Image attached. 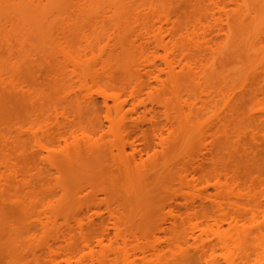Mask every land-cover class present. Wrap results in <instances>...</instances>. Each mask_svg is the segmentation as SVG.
<instances>
[{"label": "bare ground", "instance_id": "1", "mask_svg": "<svg viewBox=\"0 0 264 264\" xmlns=\"http://www.w3.org/2000/svg\"><path fill=\"white\" fill-rule=\"evenodd\" d=\"M186 2L190 12L196 14L192 24L185 25L167 12L162 0H45L39 31L47 42L35 51L40 58V69L36 73L43 74L44 85L53 89L57 100L62 102H47L42 87L19 93L38 111L34 114L40 116H32L35 120L28 122L26 129L18 120L0 127V195L4 200L22 204L28 225L33 223V231L68 228L66 236L70 243L66 238L63 241L66 246L54 245L56 250L60 249L57 254L52 243L48 242L50 246L45 241L42 249L47 252L39 248L41 242L38 246L30 244L24 264H61L62 258L65 264H216L213 251L216 244L226 249L231 245L239 248L238 239H224L210 229L207 222L214 215L243 214L248 211L247 206L226 199L231 188L237 187L231 183L232 177L227 171L216 176L206 172L207 169L216 171L214 163L220 153L215 139L230 130L231 120L239 115L240 104H244L239 101L244 98H250L254 105L259 104L258 109L252 103L247 105L253 107L251 109L255 107L257 112L261 110L258 116L251 114V124L259 122L251 136L254 144L264 145V91L258 89L261 83L264 85L261 63L264 0H255L256 3L251 0ZM231 6L243 15L244 23L251 21H248L252 26L247 33L243 32L244 26L241 27L244 23H236L238 16ZM4 31L0 30V36L5 39L8 36L2 33ZM215 34L218 38L220 34L224 36L220 38L225 40L221 49ZM241 36L247 41L245 66L250 72L238 87L233 77L237 72L233 75L228 69L219 74L216 66L222 63L221 57L230 56L231 44ZM77 41L81 44L77 45ZM228 66L226 61L223 68ZM115 71L123 75L119 84H114ZM250 77L254 79L255 88L251 86ZM105 80L111 85H103ZM217 81L220 86H216ZM96 97L102 99L101 110L107 125L101 123L90 130L79 128L76 122V116L80 115L79 104L93 106L97 103ZM51 104L55 107L58 104L61 114ZM49 108L56 114L53 122L45 116ZM72 111L75 117L71 116ZM186 134L199 139L197 142L201 144L195 150L185 146L180 154L171 157L169 152L174 144ZM134 136L136 140L131 141ZM234 138L229 135V143ZM30 140L35 149L27 159L24 154ZM184 142L187 145L186 140ZM82 148L94 154L108 150L106 154L111 161L103 157V152L101 156L111 167L124 172L147 166V160L156 162L158 152L168 158L161 168L166 173L175 172L176 180L168 187L166 196L155 204V217L144 234H140L142 237L130 230L129 220L119 216V210L106 201L107 198V203L102 204L108 218L97 214L96 204L99 203L96 199V202L90 201L98 199L92 197L93 189H79L73 195L66 184H61L64 181L57 179V184L53 185L54 175L61 180L65 176L61 178L66 169L59 159L76 162ZM21 157L25 160L21 161ZM29 160L33 163L24 164ZM158 166L147 172L155 170V175H161V168L156 171ZM34 172L39 177L38 186L45 192L44 199L38 195L39 187L34 191ZM15 191L21 193L15 194ZM72 195L88 198L77 204L74 213L65 215L63 210L72 203ZM262 207L260 210L264 212V205ZM248 208L252 212L254 207ZM67 211L64 213L70 212ZM16 226H12L13 233H20L19 224ZM109 226L115 231L113 237L108 232ZM74 227L80 232L76 233ZM27 231L31 233L30 229ZM260 236L258 240L264 247V233ZM17 240L14 245L23 251L26 244L18 236ZM230 252L231 260L227 259V264L235 263V256ZM42 254H47L49 259L43 260L45 255L43 258Z\"/></svg>", "mask_w": 264, "mask_h": 264}, {"label": "rangeland", "instance_id": "2", "mask_svg": "<svg viewBox=\"0 0 264 264\" xmlns=\"http://www.w3.org/2000/svg\"><path fill=\"white\" fill-rule=\"evenodd\" d=\"M247 1L249 2L250 0H245V2ZM253 2H255V0H251V3ZM44 4L45 0H0V30H5L2 33L7 34L8 36L5 37L6 40L8 39L7 41H5V39L0 36V127L3 125H9L13 121L18 120L21 122V124L23 123V126L25 127L24 129H26L30 124L28 122L32 121L33 117L40 116L39 114H34L38 113V111L36 109H32L25 101L24 97L19 94L22 90L25 91L28 88H32L33 90L37 91V89L42 87L44 89L47 102L50 101V103H57L60 101L58 104L62 102L60 99L57 100V97L55 95L56 93L53 89H51L47 85H44L45 79L43 74L39 75L36 73L40 69V58L35 53V51L47 42V38L44 37L43 32L41 30L39 31L41 26L40 12L43 10ZM162 4L165 6L167 12L174 16V19H180L181 22L185 25L192 24L193 17L196 13L190 12L191 9L189 8L186 0H162ZM230 8L232 10L237 9L234 6H231ZM236 12H234L238 16V21L236 20V23H244L242 19L243 15L240 16V13L238 14V12ZM186 16L188 17L185 19ZM248 21H245V25L240 24L242 28L244 26V33H247L249 31L248 28L251 29L252 24H249ZM216 36L218 38V35ZM220 36L219 37L221 39L224 37L221 34ZM244 36L237 38V40H235L231 44L232 47L229 49L230 56L228 58L221 57L222 63H217L216 66L219 74H222L225 70L228 69L231 70V74L233 75L237 72L235 76H232L234 77V82L238 87L244 82L243 80L245 79L246 74L250 72V69L247 70V67L245 66L247 65L246 61L248 56H246V52L248 50V45L246 43L247 41H245L244 39ZM220 38H218L219 41L217 40V43H219L218 46L221 49V47L223 48V45H225V40H220ZM80 44L81 43L77 41V45ZM186 46L188 48H191V45L187 44ZM30 54H32V57H29ZM262 54L263 57L261 59V63L264 67V51L262 52ZM226 61L228 62L229 66L223 68V65H225ZM35 73L38 76H36ZM252 76L254 75L252 74L251 77ZM113 80L114 84H119L123 80V75L120 72L115 71L113 73ZM253 80L254 79H252L251 81V86L255 84ZM103 85L110 86L111 84L105 80ZM216 86H220L219 81L216 82ZM261 86L262 88H260ZM255 87L253 86V88ZM258 89L264 91L263 83L259 85ZM96 99L97 103H95V105L93 106H88L81 102L78 106L80 115L76 116L72 111L71 116L77 117L76 122L79 128H87L90 130L101 123L107 125V123L104 121L101 110L102 99L100 97H96ZM249 99L250 98H244L243 100L239 101L240 103H244L245 105L240 104L242 108L239 112V115L231 120L230 130L224 131L216 137L215 143L220 153L218 159L214 163V168L216 171L214 172L211 169H207L206 172L207 175L216 176L217 173L220 174L227 171L232 177L231 183H233L234 185L237 184V187H233V184H231L230 187H233L231 188L233 189L231 190L232 193L228 190L231 194L227 193V198H225L228 200L230 199L234 202L243 203L245 207L247 206L248 210L243 214H234L231 212L228 217L214 215L208 219L207 223L210 229H212L214 232L219 233V235L226 240L230 238L238 239L239 243V248L231 245L229 249L224 248L222 244H216L213 248V251L215 253V261L217 262L216 264H227V259H230V251L233 252L232 254L235 256V263L233 262L232 264H264V247H261V240H258V237H261L260 233H264V212L260 210V208H263L262 206L264 205V145L258 146L252 142L251 131H257L256 129H254V127L257 124L259 125V122L257 121L251 124L250 120L251 114H254V116H258L262 113H260L261 110H258L259 113L255 110V107L259 105H257V103H255L254 105L251 102L255 107L254 109H251L253 107L248 108L251 105ZM245 100H247V103H245ZM58 104L56 105V107L54 105L52 106V104L51 106L54 107V109L56 108L55 110H58V113H60L59 109L57 108L59 107ZM62 104V106H64L65 108V104ZM54 109L49 108L50 111L47 115H45L52 122L54 121L56 115ZM250 109L252 112H249ZM256 109L258 108L256 107ZM30 112H33L34 115L30 114ZM39 119L40 118H38V120ZM250 125H253V127L250 128ZM231 134L235 136V138L233 139L232 143H229L228 138ZM180 135L182 136V133H180ZM186 135H184V137L188 138V140L185 138H183V140H180V137L178 140L176 139L177 142L175 140L173 141L176 142L177 145L174 144V149L169 152V154L173 153L172 155L170 154L171 157H175L174 155L180 154L183 149L188 148L189 150H195L199 147V145L201 144L197 142L199 141V139L194 138V140L191 135V137L189 136V134L187 136ZM131 138L132 139L130 140L132 141L136 138V136ZM190 138H192V142H190ZM184 139L186 140L187 145H189L188 147L185 144ZM27 143L29 144L27 145V149L24 155H26L25 157L28 159V157H30L31 155L32 150L35 149V146L33 141L31 143ZM172 146L173 144L171 145V148H173ZM106 152L109 154L108 150L105 149L101 150L99 154H96L98 152L94 154L91 152L89 153L88 150L82 148L79 152L80 155L76 162H70L66 158H60L58 162H62V166H65L66 169L65 174H63L61 178L64 175L65 176L62 178L63 180H61L60 178H57V174L54 175L51 178L52 183L53 185H56L57 179L59 180V182L64 181L61 182V184H66L67 186L64 184L63 185L68 187L67 189L70 188L71 191L69 190V192H71L73 195H75V192L79 189H93L95 191H93V194H99L98 196H94L92 194V197H98V199H90L91 202L97 201L99 203H95L98 206L95 211L98 212L97 214L104 216V218H108L107 214L105 213V207L103 205L107 203L106 201L108 200L110 204H113L114 208L116 207V210H119V216L124 218L126 217V219L129 220L128 225L130 230H133L132 232H134L136 236H140V234L143 235L145 229L147 228V225L155 217V204L164 196H166L168 187L170 185H173L176 180V174L175 172H163V169L161 167L163 166V163L168 160V158L164 157L165 155L163 156L162 154H160L161 152H158L160 155H157L158 159L156 158V162L153 160H147V162L145 163L147 166L141 167L140 169L132 168L133 170L130 169L129 172H124L122 171L123 169H120V171L118 168L111 167V163L105 161V158L107 157ZM101 153L103 154V157L105 156V158L101 156ZM109 156L110 155H108V157ZM108 159L109 161H111V157H109ZM22 160H25V158H22L21 161ZM39 161L43 162L41 161V159ZM27 162L29 164L33 163L32 160H29L24 162V164ZM156 164H159V169H156V171L158 170L159 172L161 168V175H155L156 172H153L155 170L147 172ZM35 173L36 172H34L33 174L35 175ZM38 178L36 177V175L32 178L34 191L36 189L38 190L39 187L40 191L38 192V195L42 196V199H44L45 192L44 190L40 189V186H38ZM127 187L129 189L128 191H126ZM211 192L214 193V190L211 189ZM20 193L21 191H15V194ZM73 195V198L70 200L72 201V203L68 205V208H70L68 211H70L71 213H64L65 211H67V208L65 209V211L63 210V214L65 215H71L72 213H74L77 204L83 200L85 201V198H88H84V195H82L84 199L80 196L75 197ZM90 196L89 198H91ZM55 200L56 199H54V201ZM14 201L15 202L4 200L0 195V264H24L25 262H23V260H26L25 253L27 251V247H29L30 244H35L38 246L39 244L37 243L41 242L39 248L41 246L42 249L43 246H46V243L47 245H50L52 243V248L54 250H56V246L54 245H67H63V241L64 239L66 241V238L68 241V237L66 236L68 235V228L62 226L60 230L43 231L41 227V229L38 227V229H40L39 231L37 230L38 232L36 231V229L35 231H33V223L31 222L32 224L28 225V219L26 218V214L24 212L25 210L23 211L22 209V204H20L18 201L16 202V200ZM248 207H254L253 211L250 212V208ZM98 208H101V210L99 209V211H97ZM53 212L56 213L57 211H52V213ZM34 220L35 217L33 221ZM17 223L19 224L20 227L18 228H20L21 231L20 233L19 231L17 233H15V231L13 233L14 228L12 226H16ZM111 227H108L110 228L108 229V232L110 233V236L113 237L114 234L112 233L115 231ZM75 228L76 227H74L73 229ZM28 229L31 230L30 234L26 233ZM75 230L76 233L80 232L77 228ZM73 231L70 234H72ZM89 233H91V231ZM17 236L22 239L21 242L26 244V248H22L23 251L19 250L17 246L14 245L15 239L17 240ZM73 236L77 237V235L75 234H73ZM57 237L59 238V242L61 243L56 242L58 241L55 240ZM77 238L78 240L80 239L79 237ZM72 240L74 239L71 238V241ZM42 242L44 243L42 244ZM68 242L70 243V241ZM262 242L264 243V237ZM262 246H264V244H262ZM44 250H46L47 252V249L44 248ZM44 250L42 252H44ZM58 250H56V254ZM240 252L241 255H239ZM42 255L43 258L45 255V259L42 258L43 260L49 259L47 254ZM62 260L64 259H60V263L65 264V262H62Z\"/></svg>", "mask_w": 264, "mask_h": 264}]
</instances>
